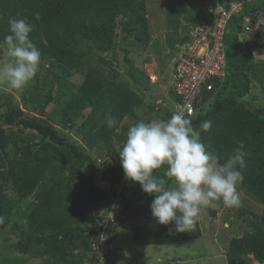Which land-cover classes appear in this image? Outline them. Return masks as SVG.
<instances>
[{
    "label": "trees",
    "instance_id": "1",
    "mask_svg": "<svg viewBox=\"0 0 264 264\" xmlns=\"http://www.w3.org/2000/svg\"><path fill=\"white\" fill-rule=\"evenodd\" d=\"M202 1L189 0L181 6L177 0H163L166 26L171 29L167 44L172 50L177 46L173 56L189 39V29L181 36L178 28L203 20L208 7ZM232 1L242 3L226 22L224 73L213 80L212 89L205 91L194 114L186 118L197 130L202 121H212L211 131L201 132V137L220 163L243 146L244 179L239 190L260 203L262 212L244 218L248 228L229 240L225 256L227 264H250L252 259L264 264V58L253 53L258 46L264 48V23L247 37V27L264 13V0H219L224 8ZM10 19L32 25L30 36L42 63L48 65L42 79L35 75L25 86L19 101L12 92L3 95L0 90V232L8 229L16 237L7 247L41 258L42 264H101V253L94 246L102 239L107 260L124 264L126 260L118 259L117 245L122 224L142 244L201 236L200 220L194 231L183 233L172 224L155 221L150 210L154 197L138 183L126 181L120 149L114 144V139H125L129 128L122 119L135 117V109L145 104L140 93L149 89V79L128 57L129 48L122 49L127 80L120 76L122 64L117 68L104 53L120 43L149 46L146 0H0V44L9 34ZM3 50L0 47V58ZM79 71L84 74L77 83L72 74ZM46 78L50 82L43 92L40 87ZM170 93L174 103L180 100L173 85ZM160 103L149 102L146 108L155 110L154 119L166 120ZM108 115L118 117L116 128L107 127ZM166 167L156 170V175L170 184ZM97 180L107 185L102 187ZM29 197L32 200L26 201ZM110 206L112 221L106 219ZM209 211L215 214L213 208ZM24 261L0 257V264Z\"/></svg>",
    "mask_w": 264,
    "mask_h": 264
},
{
    "label": "clouds",
    "instance_id": "2",
    "mask_svg": "<svg viewBox=\"0 0 264 264\" xmlns=\"http://www.w3.org/2000/svg\"><path fill=\"white\" fill-rule=\"evenodd\" d=\"M32 30L24 19L9 20V34L0 44L5 56L11 58L0 63V83L7 85L6 90L23 89L41 69ZM169 113L166 120H141L131 125L118 159L126 181L138 183L144 193L154 197L150 210L158 224H172L178 233L192 232L203 208L217 201L229 208L240 205L246 153L239 145L220 163V157L202 142L201 132L211 131V120L202 121L197 130L181 112ZM106 123L114 129L118 117L108 115ZM165 166L171 184L156 175V170Z\"/></svg>",
    "mask_w": 264,
    "mask_h": 264
},
{
    "label": "rangeland",
    "instance_id": "3",
    "mask_svg": "<svg viewBox=\"0 0 264 264\" xmlns=\"http://www.w3.org/2000/svg\"><path fill=\"white\" fill-rule=\"evenodd\" d=\"M177 1L181 6H183L187 5L189 0ZM202 2L204 5L208 4L207 0H203ZM188 6L190 7V5ZM164 9L163 0H146V11L147 17L149 18L151 33L150 44L147 48L143 49L140 45L136 46L131 43L125 46L120 43L116 45L114 50H112L116 52L115 56H113L112 51L104 53V55L106 54V57L113 61L114 66L117 67L118 65H121L123 61L122 49L123 47H127L129 48L128 57L134 61V65L136 67L143 69L148 75L149 89L144 91L143 94L140 93V95L143 96L145 104L140 105L135 109V117H124L122 119L121 123L125 122L129 127L138 121H144V119L148 117L155 120V110L153 108L151 110H147L148 107L146 105L149 102L152 103L153 101L159 103V101H161L160 104L163 109H173L175 100L170 91L173 85L172 72L175 67L176 56H173L172 54L176 51L177 46H175L172 50L167 44V36L171 32V29L166 26ZM255 26L257 27V25ZM255 26H252L250 31L247 30L249 32L247 37L250 38L251 34L259 30ZM190 28L191 24H182L178 28V34L184 36L186 34L185 31ZM197 31L198 29H196V32ZM196 32L194 30L191 31L190 39L182 42L178 46L180 50H188V45L191 43V46L194 43L193 41L195 39L194 36ZM261 34L264 35V29ZM262 41H264V36L261 39V42ZM197 50L198 49L195 51L197 52ZM253 53L257 59L259 57L264 58L263 46L256 47ZM6 59L11 58H7L5 56L4 49L0 58V63L4 62ZM44 65H48V63H42L41 69L36 74L40 79H42L44 75ZM121 67L120 76L127 80L125 75L126 64L125 66L122 64ZM82 71L72 74V79L77 83H80L83 79L84 72ZM44 82L45 84L40 87L43 92H45L48 88L50 78H46ZM55 86L56 85H54L52 90L53 93L57 90V87ZM6 88V84L0 83V90L3 95L5 93L12 92L18 101L21 99V93L25 89V87L19 90H6ZM255 91L256 90L254 89L251 90L252 95L253 93L255 94ZM65 131L68 130L65 129ZM69 134L74 138H78L73 130H70ZM124 140L118 142L114 139V144L120 149ZM97 184L102 187L107 185L101 180H97ZM239 192L241 202L238 207L248 210L249 213H239L238 209L235 207L229 208L224 206L222 202L217 201L213 205L207 206L201 210L199 216L201 236L196 238L167 244H142L135 241L133 239V235L127 234V230L124 229V224H122L118 230L119 237L117 239V245L119 247L118 253L120 252L118 259H124V261L126 260L127 263L125 262L124 264H227L225 252L227 250L229 240L234 236L242 234V232L248 228L244 223V218L246 219L249 216L248 214L256 213L260 215L262 212V205L260 203L252 199L244 191L239 190ZM29 200H32V197L26 199V201ZM19 205L20 209H22L24 203L21 202ZM209 208H213L215 210L214 215L209 211ZM137 219V222L142 220V216ZM15 240L16 237L10 232V230L5 229L0 232V257H23L25 259V264H42L41 258L24 255L17 251H13L12 248H8V244ZM249 257L252 256L249 255ZM250 264L260 263H258L255 259H252Z\"/></svg>",
    "mask_w": 264,
    "mask_h": 264
},
{
    "label": "built area",
    "instance_id": "4",
    "mask_svg": "<svg viewBox=\"0 0 264 264\" xmlns=\"http://www.w3.org/2000/svg\"><path fill=\"white\" fill-rule=\"evenodd\" d=\"M207 12L203 13V20L200 23L191 25L188 31L189 39L192 30L196 32L194 43L188 50L182 49L177 52L175 67L173 68V88L177 97L173 106V112H181L185 117L191 116L195 112L196 102L199 101L205 91L212 89L213 80L224 73V43L223 35L226 29V22L232 13L237 12L242 2L232 1L229 8L221 6L219 0H207ZM249 21L248 18H246ZM264 23V13H260L259 18L247 27L251 30L252 26ZM254 34V33H253ZM251 34V35H253ZM193 39V36H192ZM196 49L197 52L195 51ZM178 56V57H177ZM179 58V60H178ZM121 185L118 189L120 190ZM118 193L114 199L118 200ZM106 219L113 220L112 206ZM103 240H99V245L94 246L101 255L98 256L101 264H111L106 257V251L102 248Z\"/></svg>",
    "mask_w": 264,
    "mask_h": 264
},
{
    "label": "crops",
    "instance_id": "5",
    "mask_svg": "<svg viewBox=\"0 0 264 264\" xmlns=\"http://www.w3.org/2000/svg\"><path fill=\"white\" fill-rule=\"evenodd\" d=\"M173 106H174V105H173ZM165 110H166V114L170 115L169 112H171L173 109H166V108H165Z\"/></svg>",
    "mask_w": 264,
    "mask_h": 264
}]
</instances>
